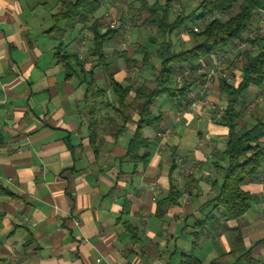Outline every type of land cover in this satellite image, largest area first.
Returning a JSON list of instances; mask_svg holds the SVG:
<instances>
[{
  "label": "crops",
  "instance_id": "obj_1",
  "mask_svg": "<svg viewBox=\"0 0 264 264\" xmlns=\"http://www.w3.org/2000/svg\"><path fill=\"white\" fill-rule=\"evenodd\" d=\"M75 1L0 0V264H184L190 255L197 264H235L246 251L253 264H264L261 172L244 185L257 197L244 217L220 220L198 239L192 234L195 223L210 216L228 166L223 153L229 128L223 118L229 97L221 91L222 79L211 85L206 106L189 108L193 92L183 102L160 97L153 110L163 116L161 125L144 130L148 148L140 155L147 158L132 163L126 158L128 146L144 108L136 90L153 85L159 66L157 45L149 41L155 32L137 21L139 0H99V31L111 29L110 14L118 20L112 30L119 33L105 44L101 58L93 34L78 25L66 36L65 51L86 71L96 68L93 75L79 68L77 75H66L57 62L59 42L48 31L62 2ZM147 31L153 34L145 39ZM256 34L253 21L244 40ZM181 38L180 48L193 44L188 33ZM139 47L151 52L152 65L145 66ZM250 47L247 53L254 55ZM242 63L241 57L231 67L227 84L242 82ZM91 77L104 91V98L96 100L94 145L84 103ZM112 83L129 89L126 109ZM262 92L264 83L249 87L238 107L240 127L264 120V101L248 107ZM206 134L211 141L199 146ZM188 161L196 162L192 175L183 170ZM172 184L181 194L180 204L159 216L158 202L168 197ZM245 259L241 264H247Z\"/></svg>",
  "mask_w": 264,
  "mask_h": 264
},
{
  "label": "trees",
  "instance_id": "obj_2",
  "mask_svg": "<svg viewBox=\"0 0 264 264\" xmlns=\"http://www.w3.org/2000/svg\"><path fill=\"white\" fill-rule=\"evenodd\" d=\"M176 1L139 0L140 9L136 18L138 22L142 21L144 28L155 32L154 37H151L149 41L152 45H157L154 57L159 61V66L155 70L153 85L143 84L136 90V100L144 103V108L140 113L138 128L128 146L126 156L134 164L144 162L147 158V155H140L142 149L148 148L144 130L157 129L163 120L161 114L154 113L153 106L156 101L163 96L177 102L186 101L195 87L202 82L201 75H191L183 83L175 82L176 74L181 73V68L187 65L191 70H195L203 66V63L212 56L216 57L231 44L243 40L255 18L261 14L264 15V0H202L188 15L182 10L178 14L174 12L173 4ZM237 5H239L237 13L226 19L221 18ZM99 9V0L62 2L60 12L52 17L54 24L48 34L59 42L56 53L57 62L63 67L66 75H77L75 68H79L84 75H93L96 68L94 66L86 71L83 62L69 56L65 51L66 36L73 33L78 25L93 34L95 53L101 58L104 56L105 44L111 42L119 33L118 30L112 29L104 33L99 31L100 25L95 20V14ZM189 20L199 23L208 20V23L200 32H194L191 28L188 37L193 43L192 47L177 49L172 36L178 35ZM181 39L179 37L177 40ZM248 42L257 50L254 55L245 51L236 56V61L243 58L242 82L235 87L227 84L224 79L220 81L221 91L229 97L223 118V123L229 128V142L223 153L228 159V166L224 173V181L219 187V194L212 201L213 210L210 216L203 221H197L194 225L192 234L195 239L202 237L208 231L215 230L220 220L229 221L244 217L257 201L255 195L244 190V185L257 179L264 162V120H259L254 126L240 127L238 107L243 103L250 86H260L264 83V33L256 34L254 39ZM139 50L144 56L145 66L152 65L151 52L144 47H139ZM236 61L230 63V68ZM111 86L118 96L121 109H126L124 101L129 89H122L117 83H112ZM99 98H104V91L91 77L87 83L84 103L91 121L90 133L93 145L98 128L96 100ZM102 102L109 106L105 99ZM118 112L124 114V110H118ZM175 167L176 165L174 169ZM180 200L181 194L172 184L168 197L158 202L157 214L164 215L169 207L178 206ZM219 211L220 216L217 217L216 212ZM242 254L241 260L235 264H241L243 258H246L247 264H253L249 251ZM183 262L197 264L191 255L185 257Z\"/></svg>",
  "mask_w": 264,
  "mask_h": 264
},
{
  "label": "built area",
  "instance_id": "obj_3",
  "mask_svg": "<svg viewBox=\"0 0 264 264\" xmlns=\"http://www.w3.org/2000/svg\"><path fill=\"white\" fill-rule=\"evenodd\" d=\"M107 24L111 29H115L118 25V20L111 19L110 14H106ZM208 23V20L202 22L200 26H194V32H200L203 27ZM255 30L258 35H262L264 33V15L261 14L257 16L254 20ZM191 31V29L184 28L178 32V37H181L184 34H187ZM255 32V34H256ZM256 36V35H255ZM254 35L250 36L247 39H243L241 41L235 42L234 46L230 49H226L223 53L217 55L215 59L209 64V67L201 66L195 70H191L188 66L183 67L180 74L176 75L177 83H183L185 79H188V74L197 73V75L203 76L202 82L199 84L197 89L193 91V98L189 104L190 109H195L198 107L206 106L209 102L208 93L211 85L215 82L217 77L224 79L225 81H231L232 77L230 73L228 74L227 69L229 67L230 61H232V57L239 55L240 53L245 52L248 47L249 40L254 39ZM264 101V92H262L254 101L248 104L249 108H254L259 102ZM211 141V135L206 134L199 138V146H204ZM184 164V158L180 157L178 159V165L182 166ZM196 166L195 161H188L186 167H184V173L187 175H192V172ZM262 177H264V169L261 171Z\"/></svg>",
  "mask_w": 264,
  "mask_h": 264
},
{
  "label": "rangeland",
  "instance_id": "obj_4",
  "mask_svg": "<svg viewBox=\"0 0 264 264\" xmlns=\"http://www.w3.org/2000/svg\"><path fill=\"white\" fill-rule=\"evenodd\" d=\"M152 1H154V0H152ZM161 2L163 1V0H160ZM190 0H179V3H177L176 5H174L173 4V10H174V12L175 13H180L181 12V10L186 14V15H188L189 13H191V11H193V10H195V8H196V6H197V0H193V1H191V2H189ZM177 2V1H176ZM238 7H239V5H237L232 11H230L229 13H227L226 15H224V16H221V18L222 19H226V18H228V17H230V16H232V15H234L235 13H237V9H238ZM174 16V15H173ZM107 21V20H106ZM202 22H198V21H195V20H189V21H187L186 22V25H185V28H193L194 26H200V24H201ZM203 28H204V26H202ZM202 28V29H203ZM202 29H200V30H202ZM153 33H152V31H147L146 32V37H145V39H148V36H150V35H152ZM172 39L174 40V42L176 43V47H177V49L178 48H180V43H183L184 42V40L183 39H181V40H177L176 39V35L174 34L173 36H172ZM193 46V44H191V45H189V46H187V48H189V47H192ZM251 48V50H253L254 52L257 50L255 47H250ZM247 50H248V47H247V49L245 50L246 52H247ZM233 61H236V56H234V57H232V61H230V62H233ZM237 62V61H236ZM230 64V63H229ZM206 67H209V65H205ZM197 69V68H196ZM231 68H230V65H229V67H228V69H227V73L229 74L230 73V75H232V72H231ZM176 75H178V74H176ZM188 75H197V73H193V74H188ZM217 78H219V77H217ZM175 82H177V81H175ZM226 97V96H225ZM227 98V97H226Z\"/></svg>",
  "mask_w": 264,
  "mask_h": 264
}]
</instances>
